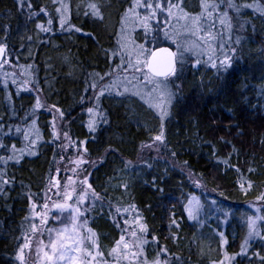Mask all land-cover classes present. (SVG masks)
<instances>
[{
  "label": "trees",
  "instance_id": "16d2710c",
  "mask_svg": "<svg viewBox=\"0 0 264 264\" xmlns=\"http://www.w3.org/2000/svg\"><path fill=\"white\" fill-rule=\"evenodd\" d=\"M88 2L70 0L68 24L82 29L76 32L69 29L68 24L60 28L51 0H32L33 11L47 7L53 15V31L45 33L36 28V24L47 26L48 16L40 13L29 20L28 9L25 7L21 11L16 0H0V39L4 38L3 26H9L6 41L9 63L0 69V117H3L0 123L5 124L0 130V139L3 143L9 148L13 143L18 149L24 147L26 141L22 133H17L13 127L5 135L7 126L19 125L22 131L27 129L31 119L25 121L26 113H31L37 95L44 104L31 117L36 119L42 133L37 155L25 154L19 163L10 162L7 167V178L13 182L3 186L7 195L0 197V264H19L16 259L18 245L23 243L24 235H30L27 231L30 220L25 217L31 218L33 204L37 206L35 211L42 210L49 175L56 177L57 167L61 168L62 179L67 175L64 171L66 158L61 161L60 155L73 156L77 152L75 145L69 147L67 153L51 143L53 116L57 117L58 125L70 132L73 140L87 141L80 152L87 147L85 158L95 164L84 167L91 173L89 180L93 187L106 201L103 214L97 204L87 215L89 226L100 234L105 249L120 235L109 218L107 202L110 201L113 213L117 205L122 208L136 205L151 234L159 238L160 245L182 258L175 264H210L211 260L220 258L219 232L228 238L227 251L238 252L247 231L245 217L264 215V210L257 213L252 207L255 204L264 209V201L256 200L264 192V94L260 92L264 88V19L245 10L244 18L251 21L255 31L246 27L243 32L236 33L243 37L242 43L233 45L238 48L236 58L220 80L216 79L214 70L206 66L194 69L189 62L177 81L180 92L165 121L168 147L154 152L147 151V147L141 148V144L150 142L151 135L159 131L160 121L154 113L146 111V106L136 97L101 98L109 123L100 124L95 133L89 132L86 109L92 106L93 92L91 89L85 92L91 83L88 73L103 74L113 64L105 56L104 49L115 47L120 16L127 5L122 0H101L105 5V19L101 22L83 14L88 10ZM188 10L199 11L198 0H190ZM134 35L142 40L140 29ZM27 36L32 40H27ZM5 73L8 74L7 88ZM34 81H38L42 91H36ZM7 93L12 94L15 115L5 99ZM82 96L85 97L83 103L80 102ZM53 104L64 111L62 121L55 110L49 111ZM138 123L146 124L152 133L145 127H138ZM241 131L242 136L239 135ZM208 141L215 146L221 159L228 158L231 153L230 164L236 165L244 178L254 182L247 194L240 189V176L235 169L223 163L217 165ZM233 145L238 154L233 152ZM110 147L116 151H108ZM169 150L175 151L177 156L172 158ZM6 154L0 149V155ZM125 161L132 164L126 168ZM145 161L152 167L148 168ZM184 161H188V167H184ZM249 167L257 171L250 173ZM189 169L196 174L194 177L190 178ZM196 178L201 179L202 187L195 185ZM124 182L129 184L127 191L118 186ZM189 193L199 197L202 205L198 221L190 220L182 207ZM50 194L48 192V196ZM172 213H175L179 229L169 227ZM132 215L128 214L129 220ZM174 232L180 237L178 241L172 239ZM207 235L214 240L204 239ZM155 249L156 245L150 244V259L155 258ZM253 249L264 254L259 241L253 243ZM235 264L250 262L238 257ZM251 264H259V261L253 260Z\"/></svg>",
  "mask_w": 264,
  "mask_h": 264
},
{
  "label": "snow or ice",
  "instance_id": "6c2138e0",
  "mask_svg": "<svg viewBox=\"0 0 264 264\" xmlns=\"http://www.w3.org/2000/svg\"><path fill=\"white\" fill-rule=\"evenodd\" d=\"M127 6L123 8L120 16V28L116 33V45L113 49H104L105 56L113 61L109 70L103 74L99 72L88 73L91 83L85 88V92L92 90V106L87 107L88 114L87 127L90 133H95L100 124H108L109 118L107 110L103 108L101 98H138L146 106V111L155 114L160 121L159 131L151 135L149 143L141 144V148H155L159 152L161 147H168L165 121L171 115V108L177 100L180 92V84L177 83L191 62V67L198 69V66H206L214 70L216 79L220 80L224 72L233 65L238 48L233 45H240L243 37L239 32H243L246 27L254 25L249 19L244 18L245 10H251L264 19V0H198L199 11H189L190 0H122ZM20 10L28 9V19L38 16L40 13L48 16L47 26L44 23H37L36 28L41 32L53 31V15L47 7H40L38 11H33L32 0H16ZM53 11L57 14L61 29L65 28L71 16L70 0H51ZM104 4L101 0H89L86 5L85 16H91L99 21H104ZM79 12V5H77ZM69 29L81 32L82 29L75 25L68 24ZM140 29L142 40H138L134 35ZM4 38L0 39V69L9 63L7 59L8 44L6 43L9 33V26H3ZM235 39H233V35ZM91 35V34H90ZM31 41L32 37L27 36ZM23 46V45H22ZM67 60V57H65ZM118 61V62H116ZM28 67H32L29 65ZM5 75V87L7 88V73ZM107 82H105V78ZM12 83H16L13 79ZM203 83V81H201ZM28 84V81H24ZM36 91L38 81H34ZM264 94V88L260 89ZM19 89L17 90V95ZM5 99L8 106H13L12 94L7 93ZM85 97L80 98L83 103ZM44 104L39 95L36 96L35 104L31 113H26L25 121L31 119L27 129L23 130L19 125L7 126L10 133L15 127L17 133H22L26 144L22 148H17L13 143L10 148L0 139V149H4L6 155H0V197H6L7 193L4 185L13 181L7 178V167L10 162L19 163L24 155H37L38 142L42 140V133L37 126L36 119L31 118L36 111L43 108ZM51 110L58 113L59 119H64L65 113L57 108L55 104ZM3 120V117H0ZM138 127H145L149 133L152 129L144 123H138ZM237 127H239L237 125ZM5 128V124L0 123V130ZM51 143L57 144L61 152H65L68 147L76 146V158H68L70 167L64 169L71 172L63 182L60 174L61 168L57 167L56 177L49 175L48 187L45 192V202L41 211H35L37 207L32 205L31 218L26 216L25 220H30L28 233L23 236V243L18 245L16 259L19 264H28V257H33L32 264H175L182 258L170 254L167 246L159 243V238L151 234L147 222L144 220L136 205L130 204L127 207L115 206L112 212V204L108 201L109 218L113 225L119 230L118 239H114L107 249L101 243L100 234L89 226L90 210H95L96 205L100 206V214H103L105 197L96 191L89 178L91 173L85 165H94V161L85 158L88 153L87 147L80 152V147L87 141L73 140L70 132L57 124V117L53 116L51 124ZM243 135V132H239ZM223 140V137L221 138ZM213 149L212 157L217 165L223 163L230 166L240 176V189L247 192L254 187V182L246 179L241 174L236 165L230 164L231 153L228 158L221 159L217 155L215 146L210 141L206 142ZM225 143H229L225 141ZM264 143V141H262ZM108 151H116L111 147ZM170 151V156L175 158L177 153ZM233 152L238 154V150L233 145ZM64 155H60V160H65ZM55 159V157H54ZM148 168L151 163L144 162ZM131 161H125V167L131 165ZM184 167H188V161L183 162ZM253 167L248 168V172L255 173ZM196 174L189 169V176ZM153 186L156 187V178L153 177ZM197 187H202L200 178L194 179ZM119 187L128 190L127 182L120 183ZM162 192V188H157ZM51 192L57 199L53 200L48 196ZM187 202L182 205L190 220H199L202 208L199 197L189 193ZM31 201V196H29ZM257 201H264V192L256 197ZM215 203V201H213ZM257 213L262 210L255 204ZM52 210H56L54 213ZM67 213V215H65ZM132 213L131 220L128 214ZM54 216L57 227H49V217ZM169 227L180 225L175 218V213L171 214ZM38 218V223L36 222ZM203 223L202 221H200ZM245 227L247 229L239 251L231 254L225 248L228 238L223 232H219L220 249L222 255L218 259L211 260L210 264H235L238 257L247 259L250 264L253 260H258L259 264H264V254L253 249V243L261 242L264 247V215H248L245 217ZM45 233L47 237L45 239ZM35 238V239H34ZM172 239L178 241L180 237L177 233H172ZM150 244H155V258H149L148 248ZM27 250V252H26Z\"/></svg>",
  "mask_w": 264,
  "mask_h": 264
},
{
  "label": "rangeland",
  "instance_id": "374dc122",
  "mask_svg": "<svg viewBox=\"0 0 264 264\" xmlns=\"http://www.w3.org/2000/svg\"><path fill=\"white\" fill-rule=\"evenodd\" d=\"M6 65L7 64H5L4 66H6ZM68 149H69V147L66 150L67 153L69 152ZM146 149H147V151H154V152H156V149L155 148H151L150 149V148L147 147ZM68 158L75 159L76 158V153L74 152L73 153V156H69V153L66 155V165H65V168L66 167H70V165L68 164ZM66 173H67V175H72V173L70 171L69 172H66ZM67 175H65L63 179L61 178V176L59 177L62 182H63V180L65 179V177ZM49 196H51L53 200H56L57 199V197L56 196H53L52 193ZM52 211L54 213L56 210H52ZM65 215H67V213H65ZM48 226L49 227H57V224L55 223V220H54V216L53 215H50V217H49V224H48ZM46 237H47V233H45V239H46ZM204 239H206L208 241H213L214 240V238L211 235L205 236ZM26 252H27V250H26ZM32 259H33V257H28V264H32Z\"/></svg>",
  "mask_w": 264,
  "mask_h": 264
}]
</instances>
